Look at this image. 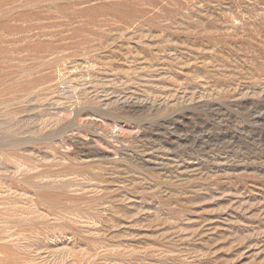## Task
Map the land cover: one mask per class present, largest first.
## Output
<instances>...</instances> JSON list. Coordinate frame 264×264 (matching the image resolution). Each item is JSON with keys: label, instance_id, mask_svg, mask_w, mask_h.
I'll return each mask as SVG.
<instances>
[{"label": "rangeland", "instance_id": "obj_1", "mask_svg": "<svg viewBox=\"0 0 264 264\" xmlns=\"http://www.w3.org/2000/svg\"><path fill=\"white\" fill-rule=\"evenodd\" d=\"M0 264H264V0H0Z\"/></svg>", "mask_w": 264, "mask_h": 264}]
</instances>
